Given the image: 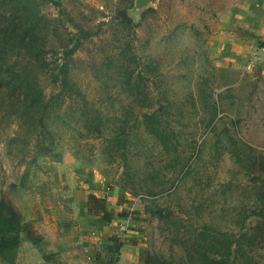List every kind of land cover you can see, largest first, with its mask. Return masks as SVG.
I'll return each mask as SVG.
<instances>
[{"label": "rangeland", "instance_id": "rangeland-1", "mask_svg": "<svg viewBox=\"0 0 264 264\" xmlns=\"http://www.w3.org/2000/svg\"><path fill=\"white\" fill-rule=\"evenodd\" d=\"M33 1L0 0V76L13 67L58 112L48 135L29 116V99L16 103L22 89L0 80V199L38 239L20 235L0 264H148L150 255L179 264L197 233L235 239L251 228L254 179L233 154L244 144L264 157V76L220 72L208 49L233 0H157L130 31L116 14L130 18L134 0ZM61 64L65 82L54 84ZM126 74L141 89L136 103ZM138 101L167 107L171 147L164 154L131 123L124 162L106 140L139 116ZM90 196L104 200L108 222Z\"/></svg>", "mask_w": 264, "mask_h": 264}, {"label": "trees", "instance_id": "trees-1", "mask_svg": "<svg viewBox=\"0 0 264 264\" xmlns=\"http://www.w3.org/2000/svg\"><path fill=\"white\" fill-rule=\"evenodd\" d=\"M24 0H17V4H23ZM34 1L32 0V3ZM35 5L38 6V0H35ZM52 5H55L57 0H48ZM154 12L152 9H148L146 13ZM116 18L121 23L122 27L126 28L128 31L131 30V20L127 17L125 9L120 10L116 14ZM79 46L78 42L75 44V48ZM258 47H261L264 50V43L259 42ZM66 56H70L71 54H65ZM62 66V67H61ZM60 69L53 73L50 72L52 83L59 82L61 85L65 82L66 70L64 68V64H61ZM8 74H2L0 76V80L5 79V81H9L10 85L13 86L14 89H22V91H18L15 96L16 103H21L23 99V103L28 100L30 112L28 113L33 119H35L37 124H40L42 128H44L45 132L50 135L49 131V120H53L56 117L58 112V104H52L51 100L48 99L42 103L40 100V96L33 92L31 94V90L29 89V81L25 79H21L15 69L11 68V71H7ZM138 78V74L134 77ZM11 80V81H10ZM26 84V86L24 85ZM127 86L128 88L125 90L127 95L133 99L134 103L137 101V98L141 95V89L137 82L131 83L130 75H124V82L122 85ZM144 102H139L133 106L134 109H137L135 116L132 119V122L125 121L123 122V128H120L121 137L117 138V136L108 138L109 142H112L111 147L113 149H117V151H122L120 156L123 158L124 162L125 158V141H126V126L131 124L132 126H141L144 132L149 135L153 140L157 142V144L164 149V154H168L171 147V134L168 131V125L166 122H163L161 119L164 116V110L167 109L165 106H159L156 109L151 110L152 106L149 104L143 105ZM15 104V103H14ZM24 106V107H26ZM131 110L132 107H130ZM142 109H146V111H142ZM150 109V111H148ZM211 118L209 122L213 120L216 115V110L214 106V102H211V106L209 107ZM54 112V114H53ZM27 115V113H26ZM94 121V119H93ZM46 123V124H45ZM94 131L98 132V135L103 137L105 136L103 131L100 130V125L103 123L93 124ZM126 125V126H125ZM124 126L126 128H124ZM98 127L100 129H98ZM102 131V132H101ZM105 131V130H104ZM106 138V137H105ZM238 151L240 154L237 156L233 154L238 163H244L247 165V173L254 179V195H255V207L253 210L249 212V215L255 219L254 225L246 230L243 233H240L237 238L222 237L217 238L215 234L208 233L207 231L197 233L196 239L193 240L195 243L200 242L203 246L200 245V250L195 248V243H192L187 248L184 247L180 250V253L184 255L187 260L180 262L179 264H264V157L255 152L254 149L250 148L248 145L241 144L238 146ZM124 151V152H123ZM253 187V186H252ZM89 200L97 202L98 206L96 207V212L102 215V221L108 222L109 215L104 211V200L96 199L93 196L89 197ZM88 214H92L90 209L87 208ZM93 216H97V214H92ZM154 216L159 220H168L170 217V213L166 210H156L154 212ZM20 235L24 236L28 242L31 244H36L38 239L33 238L34 233L30 229L27 224L21 222L19 213L15 210L12 204L5 200L0 199V255L5 252L12 251L17 248L20 242ZM195 235V234H193ZM194 237V236H192ZM121 247L119 244L117 246ZM110 252H113V249H110ZM258 253V254H256ZM256 254L257 259L253 258ZM50 259V256H44L43 260L47 262ZM148 264H176L171 260L161 258L159 256L150 255L146 258Z\"/></svg>", "mask_w": 264, "mask_h": 264}, {"label": "crops", "instance_id": "crops-1", "mask_svg": "<svg viewBox=\"0 0 264 264\" xmlns=\"http://www.w3.org/2000/svg\"><path fill=\"white\" fill-rule=\"evenodd\" d=\"M264 0H233L221 27L208 40L214 67L239 74L257 69L264 76Z\"/></svg>", "mask_w": 264, "mask_h": 264}, {"label": "water", "instance_id": "water-1", "mask_svg": "<svg viewBox=\"0 0 264 264\" xmlns=\"http://www.w3.org/2000/svg\"><path fill=\"white\" fill-rule=\"evenodd\" d=\"M157 0H134L130 9L127 10L128 16L136 21L146 10L151 9Z\"/></svg>", "mask_w": 264, "mask_h": 264}, {"label": "built area", "instance_id": "built-area-1", "mask_svg": "<svg viewBox=\"0 0 264 264\" xmlns=\"http://www.w3.org/2000/svg\"><path fill=\"white\" fill-rule=\"evenodd\" d=\"M263 50V49H262Z\"/></svg>", "mask_w": 264, "mask_h": 264}]
</instances>
